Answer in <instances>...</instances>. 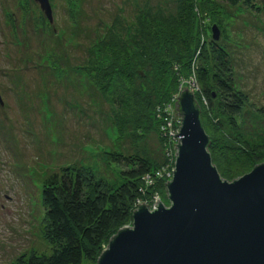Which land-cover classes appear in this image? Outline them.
Instances as JSON below:
<instances>
[{
	"label": "rangeland",
	"instance_id": "374dc122",
	"mask_svg": "<svg viewBox=\"0 0 264 264\" xmlns=\"http://www.w3.org/2000/svg\"><path fill=\"white\" fill-rule=\"evenodd\" d=\"M48 4L52 22L34 0H0V264L52 252L43 236L41 191L63 169L84 167L97 179L119 183L118 170L102 162V154L161 163L168 153L152 131L138 136L130 123L118 128L112 112L116 107L110 102L117 89L112 86L103 94L97 73L111 60L112 42L117 40L125 55L116 60L112 85L126 82L128 95L139 90L138 95L145 93L143 98H153L159 87L156 77L152 78L149 63H139L136 55L143 39L139 24L147 22L146 14L174 18L178 0H48ZM205 8L209 24L220 31L215 43L229 56L235 88L255 109L264 108V0H249L247 5L241 0L236 6L216 2ZM184 36L182 32L180 37ZM204 40L210 42L211 35ZM138 53L140 57L141 50ZM128 59L138 62L136 79L129 84L118 67H126ZM190 85L197 86L195 80ZM203 122L206 135L217 136L211 129L214 120L203 115ZM247 126L260 131L252 121ZM244 138L256 141L249 132ZM212 156L220 158L218 153ZM212 164L227 182L250 171L229 181L223 164ZM156 178L143 180L152 186ZM153 197L144 200L150 205L140 201L136 206L143 203L153 209L160 202Z\"/></svg>",
	"mask_w": 264,
	"mask_h": 264
},
{
	"label": "trees",
	"instance_id": "16d2710c",
	"mask_svg": "<svg viewBox=\"0 0 264 264\" xmlns=\"http://www.w3.org/2000/svg\"><path fill=\"white\" fill-rule=\"evenodd\" d=\"M216 2L236 6L241 0H178L174 18L146 14L144 19L149 21L139 24L143 39L136 55L139 63L147 61L152 67V78H158L154 79L159 87L154 89L153 98H143L141 93H145L138 95L139 90L128 95L126 82L112 85L110 74L115 72L116 60L125 55L118 41L112 42L111 60L98 70L97 80L103 94L112 86L117 89L110 98L116 107L112 112L117 126L123 128L130 123L138 136L152 131L167 145L166 158L156 163L142 157L102 154V162L118 170L115 174L119 183L97 179L84 167L63 169L41 191L43 236L53 247L52 252L23 255L11 264H82L83 260L96 264L109 239L131 223L137 202L156 196L167 205L165 174L171 171L176 152L174 138L168 132L175 131L182 118L178 101L184 94L193 97L203 129V115L215 122L211 129L217 136H207L206 148L215 165L223 164L225 179L230 181L264 163V108L255 109L235 88L231 62L224 49L204 40L211 34L212 23L209 24L210 16L203 13L207 4ZM243 2L247 5L249 0ZM182 32L184 38L180 37ZM136 63L128 59L123 63L126 67L118 66L128 84L136 79ZM192 80L197 84L194 88ZM171 115L177 121L174 118V124L168 127ZM251 121L260 128L258 134L247 126ZM247 132L254 135L255 142L244 138ZM215 153L219 160L212 156ZM145 177L157 178L148 186Z\"/></svg>",
	"mask_w": 264,
	"mask_h": 264
},
{
	"label": "water",
	"instance_id": "95a60500",
	"mask_svg": "<svg viewBox=\"0 0 264 264\" xmlns=\"http://www.w3.org/2000/svg\"><path fill=\"white\" fill-rule=\"evenodd\" d=\"M34 1L52 22L48 0ZM210 32L217 42V25ZM178 107L168 206L158 200L151 210L138 204L130 227L109 239L96 264H264V163L231 182L222 180L193 97L184 94Z\"/></svg>",
	"mask_w": 264,
	"mask_h": 264
},
{
	"label": "built area",
	"instance_id": "2783aa9c",
	"mask_svg": "<svg viewBox=\"0 0 264 264\" xmlns=\"http://www.w3.org/2000/svg\"><path fill=\"white\" fill-rule=\"evenodd\" d=\"M174 118L176 119V117H174L173 115H171V116L169 117L168 127H171V125L174 124ZM180 119H181V118H180ZM176 121H177V119H176ZM177 123H179V127H180V126H181V120H180L179 122L177 121ZM178 130H179V128H178V126H177V128H176L175 131H173V132H172V131L168 132L169 135H172V136H173L175 145H177L178 138H177L175 135H173V134H178ZM174 132H175V133H174ZM172 133H173V134H172ZM174 156H175V154H174ZM174 160H175V157H174ZM173 167H174V163H173ZM172 170H173V169H171V171H170L169 173H166L167 182H168L169 180H171V177H172ZM137 203H139V202H137ZM137 203H136V204H137ZM136 208H137V206H136Z\"/></svg>",
	"mask_w": 264,
	"mask_h": 264
}]
</instances>
